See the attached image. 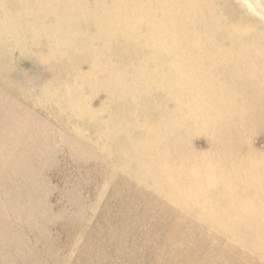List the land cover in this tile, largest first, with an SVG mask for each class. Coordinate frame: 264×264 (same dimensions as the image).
I'll return each mask as SVG.
<instances>
[{"label":"rangeland","instance_id":"1","mask_svg":"<svg viewBox=\"0 0 264 264\" xmlns=\"http://www.w3.org/2000/svg\"><path fill=\"white\" fill-rule=\"evenodd\" d=\"M32 1L0 0V264H264V0Z\"/></svg>","mask_w":264,"mask_h":264},{"label":"bare ground","instance_id":"2","mask_svg":"<svg viewBox=\"0 0 264 264\" xmlns=\"http://www.w3.org/2000/svg\"><path fill=\"white\" fill-rule=\"evenodd\" d=\"M39 1H40V0H34V2L32 1L30 4H31L32 7H33V5L38 4ZM89 1H90V0H89ZM91 1H92V0H91ZM112 1L115 2L116 0H115V1L112 0ZM117 1H119V0H117ZM147 1H148V0H147ZM155 1H156V0H155ZM159 1H160V0H159ZM171 1H173V0H171ZM184 1H185V0H184ZM189 1H191V0H188V2H189ZM201 1H202V0H201ZM63 2L66 3L67 1H66V0H63ZM106 2H108V1L106 0ZM153 2H154V1H153ZM188 2H187V3H188ZM197 2H200V0H198ZM207 2H208V1H207ZM209 2H210V1H209ZM110 3H111V2H110ZM125 3H126V2H125ZM140 3H141V2H140ZM149 3H150V2H149ZM185 3H186V2H185ZM191 3H193V2H191ZM194 3H195V2H194ZM202 3H203V2H202ZM115 4H117V2H115ZM115 4H113V5H115ZM137 4H138V2H137ZM151 4H152V3H151ZM154 4H156V3H154ZM182 4H184V2H183ZM204 4H206V3H204ZM140 5H141V4H140ZM148 5H149V4H148ZM160 5H162V4H160ZM188 5H189V4H188ZM188 5H185V6L188 7ZM206 5H207V4H206ZM212 5H213V4H212ZM110 6H111V5H110ZM138 6H139V5H138ZM150 6H151V5H150ZM152 6H153V5H152ZM152 6H151V7H152ZM154 6H155V5H154ZM154 6H153L152 8H154ZM180 6H182V5L180 4ZM189 6H190V5H189ZM197 6H198V5H197ZM197 6H196V7H197ZM200 6H201V5H200ZM202 6H203V5H202ZM214 6H216V5H214ZM120 7H121V6H120ZM169 7H172V6H169ZM176 7H178V6H176ZM191 7L193 8V7H195V6L192 4ZM34 8H35V7H34ZM142 8H143V5H142ZM148 8H149V7H148ZM180 8H181V7H180ZM198 8H200V7H198ZM214 8H215V7H214ZM216 8H217V7H216ZM216 8H215V9H216ZM52 9H53V8H52ZM88 9H89V8H88ZM131 9H132V8H131ZM137 9H138V8H137ZM186 9H187V8H186ZM206 9H208V8L206 7ZM217 9H219V8H217ZM84 10H85V9H84ZM107 10H108V9H107ZM110 10H111V8H110ZM146 10H148V12H149V9H146ZM154 10H155V9H154ZM163 10H164V8H163ZM188 10H189V9H188ZM188 10H187V11H188ZM221 10H222V9H221ZM46 11H47V10H46ZM46 11H45V12H46ZM64 11L67 12V13H69V14H71V15L73 14V12H72L70 9H65ZM100 11H101V10H100ZM131 11H132V10H131ZM159 11H160V10H159ZM164 11H165V10H164ZM175 11H176V10H175ZM175 11H174V12H175ZM177 11H179V10H177ZM190 11L192 12V10H190ZM194 11H195V10H194ZM196 11H199V10L197 9ZM203 11H204V10H203ZM209 11H210V9H209ZM146 12H147V11H146ZM162 12H163V11H162ZM180 12H181V11H180ZM180 12H179V13H180ZM184 12H185V10H184ZM211 12H213V11H211ZM99 13H100V12H99ZM102 13H103V11H102ZM102 13H100V14H102ZM155 13H156V12H155ZM155 13H154V15H155ZM166 13H167V12H166ZM179 13L176 12V15L179 14ZM198 13H200V11H199ZM127 14H128V13H126L125 16H127ZM131 14L133 15V13H131ZM162 14H163V13H162ZM164 14H165V12H164ZM172 14H173V13H172V10H171V15H172ZM181 14H182V13H181ZM191 14H193V13H191ZM191 14H190V15H191ZM204 14H205V12H204ZM206 14H207V13H206ZM206 14H205V15H206ZM89 15H90V14H89ZM89 15H88V16H89ZM91 15H92V13H91ZM105 15H106V14H105ZM123 15H124V14H123ZM129 15H130V14H129ZM193 15H194V14H193ZM205 15H203V16H205ZM57 16H58V15H57ZM107 16H108V15H107ZM143 16H144V15H143ZM151 16H152V15H151ZM155 16H156V15H155ZM174 16H175V15H174ZM177 16H178V15H177ZM177 16H176V17H177ZM181 16H182V15H181ZM197 16L199 17V15H197ZM203 16H201V17H203ZM76 17H77V16H76ZM122 17H123V16H122ZM178 17H179V16H178ZM182 17H183V16H182ZM193 17H195V16H192V18H193ZM63 18H64V17H63ZM132 18H133V17H132ZM159 18H160V17H159ZM163 18H167V17L165 16V17H163ZM170 18H171V16H170ZM196 18H197V17H196ZM199 18H200V17H199ZM209 18H211V17H209ZM45 19H46V18H45ZM49 19H50V18H49ZM59 19H60V18H59ZM135 19H136V18H135ZM153 19H154V18H153ZM160 19H161V18H160ZM180 19H181V18H180ZM182 19L184 20V18H182ZM217 19H218V18H217ZM221 19H222V18L220 17V20H221ZM161 20H163V19H161ZM174 20H175V19H174ZM174 20H173V18H172V21H174ZM207 20H208V19H207ZM220 20H218V21H220ZM222 20H224V19H222ZM42 21H44L43 18H42ZM88 21H89V20H88ZM125 21L127 22L128 20H125ZM133 21H134V20H133ZM158 21H159V20H158ZM163 21L165 22V19H164ZM177 21H178V20H177ZM193 21H194V20H193ZM210 21H211V20H210ZM95 22L97 23V21H95ZM102 22H103V21H102ZM167 22H168V21H167ZM169 22H171V21L169 20ZM169 22H168V23H169ZM175 22H176V21H175ZM190 22H191V21H190ZM197 22H199V20H197ZM240 22H241V21H239V23H240ZM53 23H55V22H53ZM53 23H52V24H53ZM73 23L75 24L74 21H73ZM76 23H77V22H76ZM162 23H163V22H162ZM165 23H166V22H165ZM168 23H166L167 26L169 25ZM184 23H185V22H184ZM194 23H195V22H194ZM209 23H210V22H209ZM213 23H214V20H213ZM230 23H232V22H230ZM230 23H229V24H230ZM45 24H46V23H45ZM48 24H49V23H48ZM117 24H118V23H117ZM125 24H126V23H125ZM127 24H128V22H127ZM150 24H151V23H150ZM159 24H160V23H159ZM166 24H165V25H166ZM170 24H171V23H170ZM185 24H186V23H185ZM190 24H191V23H190ZM195 24H196V23H195ZM202 24H204V23H202ZM206 24H207V23H206ZM214 24H215V23H214ZM214 24H213V25H214ZM229 24H228V25H229ZM43 25H44V24H43ZM80 25H81V24H80ZM97 25H98V24H97ZM181 25H182V24H181ZM208 25H210V24H208ZM217 25H218V24H217ZM61 26H62V24H61ZM82 26H83V24H82ZM162 26H163V25H162ZM178 26H180L179 23H178ZM186 26H187V24H186ZM193 26H194V25H193ZM198 26H199V23H198ZM44 27H45V26H44ZM75 27H76V26H75ZM78 27H80V26H78ZM124 27H125V30H126V28H127L128 26H127V27L124 26ZM139 27H140V25H139ZM151 27H152V26H151ZM165 27H166V26H165ZM170 27H172V26L170 25ZM184 27H185V26H183V28H184ZM190 27H191V26H190ZM194 27H196V26H194ZM200 27H201V26H200ZM200 27H199V28H200ZM208 27H210V26H208ZM215 27H216V25H215ZM219 27H220V26H219ZM226 27H227V26H226ZM230 27H231V26H230ZM50 28H51V27H50ZM66 28H67V27H66ZM72 28H73V27H72ZM132 28H133V27H132ZM132 28H131V29H132ZM142 28H143V27H142ZM161 28H162V27H161ZM197 28H198V27H197ZM197 28H196L195 30H197ZM199 28H198V29H199ZM220 28H221V27H220ZM53 29H54V28H53ZM127 29H129V28H127ZM138 29H139V28H138ZM146 29H148V28L146 27ZM202 29H203V26H202ZM210 29H211V28H210ZM221 29H222V28H221ZM226 29H227V28H226ZM50 30H51V29H50ZM55 30H56V29H55ZM82 30H83V29H81V32H82ZM142 30H143V29H142ZM158 30H159V29H158ZM164 30H165V29H164ZM207 30H208V29H207ZM214 30H215V28H214ZM214 30H213V31H214ZM52 31H53V30H52ZM61 31H62V28H61ZM78 31H79V30H77V32H78ZM127 31H128V30H127ZM133 31H134V30H133ZM152 31H153V30H152ZM200 31H201V30H200ZM200 31L198 30V33H199ZM218 31H219V30H218ZM57 32H58V31H57ZM71 32H72V31H71ZM79 32H80V31H79ZM91 32H92V31H91ZM123 32H124V31H123ZM123 32H122V34H123ZM125 32H126V31H125ZM135 32H137V30H136ZM142 32H143V31H142ZM145 32H146V31H145ZM206 32H208V31H206ZM146 33H149V32H146ZM146 33H145V34H146ZM154 33H155V32H154ZM200 33H201V32H200ZM200 33H199V34H200ZM203 33L205 34L204 31H203ZM210 33H211V31L209 32V34H210ZM223 33H224V32H223ZM80 34H81V33H79V36H80ZM82 34H83V32H82ZM110 34H111V32H110ZM135 34L137 35V33H135ZM140 34H141V30H140ZM175 34H176V33H175ZM199 34H198V35H199ZM204 34H203V35H204ZM211 34H212V33H211ZM256 34H257V33H256ZM104 35H105V34H104ZM124 35H125V34H124ZM165 35H166V34H165ZM177 35H179V34H177ZM257 35H258V34H257ZM58 36H59V34H58ZM71 36H72V35H71ZM75 36H76V35H75ZM108 36H109V35H108ZM108 36H107V37H108ZM119 36H120V35H119ZM130 36H131V35H130ZM134 36H135V35H134ZM139 36H140V35H139ZM200 36H201V35H200ZM206 36H207V35H206ZM208 36H209V35H208ZM235 36H236V35H235ZM240 36H241V35H240ZM258 36H259V35H258ZM41 37H42V36H41ZM47 37H48V36H47ZM80 37H81V36H80ZM80 37H79V38H80ZM88 37H89V36H88ZM110 37H111V35H110ZM246 37H248V36H246ZM246 37H245V38H246ZM249 37H250V36H249ZM249 37H248V38H249ZM76 38L78 39V37H76ZM81 38H83V36H82ZM112 38H113V37H112ZM119 38H120V37H119ZM133 38H135V37H133ZM136 38H139V37L137 36ZM146 38H147V37H146ZM225 38H227V37H224V39H225ZM237 38H238V37H237ZM42 39H43V38H42ZM92 39H93V38H92ZM110 39H111V38H110ZM125 39H126V38H125ZM165 39H166V38H165ZM169 39H170V38H169ZM199 39H200V38H199ZM203 39L205 40V38H203ZM251 39H252V38H251ZM262 39H263V38H262ZM47 40H48V39H47ZM81 40H82V39H81ZM119 40H120V39H119ZM131 40H132V38H131ZM135 40H136V39H135ZM226 40H227V39L224 40V41H225V44H224V45H227V43L235 44V46H236V45H241V42H228V41H226ZM228 40H229V39H228ZM243 40H244V39H243ZM243 40H241V41H243ZM246 40H247V39H246ZM252 40H253V39H252ZM252 40H251V42H252ZM107 41H108V40H107ZM114 41H115V40H114ZM114 41H113V42H114ZM126 41H127V40H126ZM255 41H256V40H255ZM255 41H254V42H255ZM258 41H259V39H258ZM103 42H104V41H103ZM117 42H118V41H117ZM128 42H129V41H128ZM166 42H167V41H166ZM204 42H205V41H204ZM212 42H213V41H211V43H212ZM244 42H245V41H244ZM47 43H48V42H47ZM118 43H119V42H118ZM192 43L196 44L197 42H192ZM246 43H247V42H246ZM248 43H249V42H248ZM255 43H256V42H255ZM263 43H264V41H263ZM76 44H77V42H76ZM82 44H83V43H81V45H82ZM96 44H97V43H96ZM111 44H113V43H111ZM114 44H115V43H114ZM122 44H123V43H122ZM127 44H128V43H127ZM131 44H132V42H131ZM216 44H217V43H216ZM256 44H259V43H256ZM120 45H121V44H120ZM165 45H166V44H165ZM168 45H169V44H168ZM168 45L165 46L164 49H167ZM253 45H254V44H253ZM95 46H96V45H95ZM134 46H135V45H134ZM134 46H133V47H134ZM137 46H138V45H137ZM205 46H206V45H205ZM243 46H244V45H243ZM249 46H250V45H249ZM79 47H80V45H79ZM127 47H128V46H127ZM207 47H208V46H207ZM252 47H253V46H252ZM252 47H251V48H252ZM114 48H115V47H114ZM119 48H120V47H119ZM148 48H150V47H148ZM171 48H172V47H171ZM210 48H211V44H210ZM238 48H239V47H238ZM249 48H250V47H249ZM253 48H254V47H253ZM150 49H151V48H150ZM219 49H220V48H219ZM112 50H113V49H112ZM171 50H172V49H171ZM198 50H199V49H198ZM202 50H203V49H202ZM206 50H207V49H206ZM213 50H214V49H213ZM135 51H136V50H135ZM199 51H200V50H199ZM220 51H221V50H220ZM247 51H248V49H247ZM203 52H204V51H203ZM244 52H245V51H244ZM78 53H79V52H78ZM93 53H94V51H93ZM133 53H134V52H133ZM135 53H136V52H135ZM170 53H171V52H170ZM170 53H169V54H170ZM209 53H210V52H209ZM222 53H224V52H222ZM226 53H227V52H226ZM229 53H230V52H229ZM236 53H238L239 56H238L237 58H235V59H232V61H230L233 65H235V69L233 70V68H232L231 70H233V71H231V72H235L236 74H237L238 72H242V73H248V74H250L251 71L253 70V69H252L253 66L250 67V66L247 65L248 59L244 56V54H243L242 51H238V52L236 51ZM245 53H246V52H245ZM259 53H260V51H259ZM104 54H105V53H104ZM156 54H157V53H156ZM205 54H207V53L205 52ZM205 54H204V55H205ZM212 54L214 55V53H212ZM246 54H247V53H246ZM246 54H245V55H246ZM122 55H123V54H122ZM142 55H143V54H142ZM142 55H141V56H142ZM149 55H150V54H149ZM157 55H158V54H157ZM167 55H168V54H167ZM208 55H209V54H208ZM208 55H207V56H208ZM224 55H225V57H226V54H224ZM227 55H228V54H227ZM250 55H251V54H250ZM141 56H140V57H141ZM154 56H155V54H154ZM229 56H231V54H230ZM248 56H249V55H248ZM99 57H100V56H99ZM138 57H139V56H138ZM143 57H144V56H143ZM152 57H153V55H152ZM152 57H151L150 59H152ZM210 57H211V56H210ZM212 57H213V56H212ZM251 57H252V56H250V58H251ZM112 58H113V57H112ZM141 58H142V57H141ZM169 58H170V57H169ZM143 59H145V57H144ZM161 59H162V58H161ZM200 59H201V57H200ZM214 59H215V58H213V60H214ZM227 59H228V58L226 57V60H227ZM123 60H124V59H123ZM138 60L141 61L140 58H139ZM155 60H156V59H155ZM159 60H160V59H159ZM202 60H203V59H202ZM205 60H206V59H205ZM226 60H225V63H226ZM112 61H114V59H112ZM170 61H171V60H170ZM221 61H222V59H221ZM228 61H229V60H228ZM228 61H227V62H228ZM252 61H253V60H252ZM114 62H115V61H114ZM137 62H138V61H137ZM142 62H144V61L142 60ZM142 62H141V63H142ZM151 62H152V60H151ZM171 62H172V61H171ZM208 62H210V60H209ZM208 62H207V63H208ZM223 62H224V61H223ZM230 62H229V63H230ZM134 63H135V62H134ZM138 63H139V62H138ZM138 63H136V64H138ZM175 63H176V62H175ZM175 63H174V64H175ZM205 63H206V62H205ZM217 63H219V62H217ZM229 63H228V65H229ZM231 63H230V64H231ZM133 65H134V64H133ZM139 65H140V64H139ZM208 65H210V64H208ZM223 65H226V64H223ZM228 65H227V66H228ZM251 65H252V64H251ZM85 66H86V65H85ZM118 66H121V64H119ZM142 66H143V63H142ZM142 66H141V67H142ZM163 66H165V65H163ZM218 66H219V65H218ZM220 66H221V68H222V65H220ZM220 66H219V67H220ZM126 67H127V66H126ZM146 67H147V66H146ZM146 67H145V68H146ZM185 67H186V66H185ZM223 67H224V66H223ZM228 67H229V66H228ZM230 67H233V66L230 65ZM230 67H229V69H230ZM115 68H116V67H115ZM130 68H131V67H130ZM138 68H139V67H138ZM192 68H193V67H192ZM192 68H191V69H192ZM194 68H195V67H194ZM117 69H119V68H117ZM122 69H123V68H122ZM128 69H129V68H128ZM140 69H141V68H140ZM173 69H174V68H173ZM176 69H177V68H176ZM260 69H261V68H260ZM91 70H92V69H91ZM124 70H125V69H124ZM135 70H136V69H135ZM169 70H170V69H169ZM223 70H226V69L223 68ZM262 70H263V69H262ZM120 71H121V70H120ZM129 71H130V70H129ZM140 71H141V70H140ZM140 71H139V72H140ZM174 71H175V70H174ZM226 71H227V70H226ZM226 71L221 72L222 75L225 76V78H226V76H230V75H232L231 72H226ZM117 72H119V71H117ZM195 72H196V71H195ZM218 72H220V69H219ZM95 73H96V72H95ZM121 73H123V70H122ZM130 73H131V72H130ZM134 73H135V72H134ZM168 73H169V72H168ZM173 73H174L175 75L181 77L182 80L184 79V77H182V75H183V76H186V73L183 72V71H178V70H176V71L173 72ZM102 74H103V73H102ZM144 74H145V73H144ZM144 74H143V75H144ZM146 74H147V73H146ZM174 74H173V75H174ZM236 74H235L233 77H235ZM107 75H109V74H107ZM150 75H151V74H150ZM169 76H170V75H169ZM238 76H239V75H238ZM109 77H110V76H109ZM126 77H127V76H126ZM191 77H192V76H191ZM231 77H232V76H231ZM261 77H262V76H261ZM221 78H222V77H221ZM223 78H224V77H223ZM235 78H236V77H235ZM237 78H239V77H237ZM237 78H236V79H237ZM120 80H121V79H119V81H120ZM134 80H135V79H134ZM136 80H137V79H136ZM144 80H145V79H144ZM154 80H155V79H154ZM170 80H171V79H170ZM170 80H169V81H170ZM175 80H176V79H175ZM213 80H215V79H213ZM115 81H116V80H115ZM121 81H122V80H121ZM121 81H120V82H121ZM116 82H117V81H116ZM123 82H124V81H122V83H123ZM144 82H145V81H144ZM161 82H163V80H162ZM148 83H149V82H148ZM165 83H166V82H165ZM126 84H127V83H126ZM176 84H177V83H176ZM111 85H112V84H111ZM119 85H120V83H119ZM128 85H129V84H128ZM134 85H135V84H134ZM137 85H138V84H137ZM143 85H144V84H143ZM145 86H146V85H145ZM152 86H154V85L152 84ZM180 86H181V85H180ZM101 87H102V86H101ZM115 87H117V86H115ZM135 87H136V85H135ZM138 87H139V86H138ZM142 87H143V86H142ZM182 87H183V86H181V88H182ZM196 87H198V86L196 85ZM196 87H195V88H196ZM98 88H99V87H98ZM103 88H104V86H103ZM103 88H102V89H103ZM132 88H133V86H132ZM136 88H137V87H136ZM156 88H157V87H156ZM156 88H154V89H156ZM165 88H166V87H165ZM175 88H176V87H175ZM123 89H124V88H123ZM140 89H141V88H140ZM144 89H145V88H144ZM193 89H194V87H193ZM259 89H260L261 91H264V85H261V86L259 87ZM105 90H106V89H105ZM162 90H163V88H162ZM165 90H166V89H165ZM185 90H186V89H185ZM89 91H90V90H89ZM141 91H142V90H141ZM167 91H168V90H167ZM175 91H176V90H175ZM97 92H98V91H97ZM123 92H124V91H123ZM131 92H132V91H131ZM138 92H139V91H138ZM163 92H164V91H163ZM126 93H127V92H126ZM132 93H134V92H132ZM139 93H140V92H139ZM156 93H157V92H156ZM160 93H161V92H160ZM99 94H100V93H99ZM101 94H102V93H101ZM104 94H106V93H104ZM134 94H136V93H134ZM145 94H146V93H145ZM73 95H74V94H73ZM102 95H103V94H102ZM123 95H124V94H123ZM143 95H144V93H143ZM167 95H168V94H167ZM105 96H107V95H105ZM132 96H133V94H132ZM134 96H135V95H134ZM144 96H145V95H144ZM155 97L157 98L156 94H155ZM168 97H169V96H168ZM126 98H127V97H126ZM126 98H125V99H126ZM123 99H124V98H123ZM123 99H122V101H124ZM142 99H143V98H142ZM105 100H106V98H105ZM114 101H115V100H114ZM114 101H113V102H114ZM126 101H127V100H126ZM102 102H104V101H102ZM111 102H112V101H111ZM145 102H146V99H145ZM100 103H101V102H100ZM114 103H116V102H114ZM125 103H126V102H125ZM142 103H143V101H142ZM112 104H113V103H112ZM126 104H127V106H128V103H126ZM146 104H147V103H146ZM168 104H169V103H168ZM108 105H109V103H108ZM113 105H114V104H113ZM147 105H149V104H147ZM170 105H171V104H170ZM106 106H107V104H106ZM145 106H146V105H145ZM116 107H117V106H116ZM146 107H147V106H146ZM117 108H118V107H117ZM124 108H127V107L124 106ZM147 108H148V107H147ZM114 109H115V108H114ZM122 109H123V108H122ZM128 109H129V108H128ZM139 109H140V108H139ZM111 110H112V109H111ZM114 111H115V110H114ZM128 111H129V110H128ZM134 111H135V110H134ZM88 112H89V111H88ZM105 112H106V111H105ZM110 112H111V111H110ZM112 112H113V111H112ZM126 113H128L127 110H126ZM133 113H134V112H133ZM115 115H116V114H115ZM123 115H124V114H123ZM123 115H122V117H123ZM130 116H131V114H130ZM105 117H106V116H105ZM124 117H125V116H124ZM124 117H123V118H124ZM88 118H89V117H88ZM88 118H87V119H88ZM123 118H122V119H123ZM129 118H130V117H129ZM108 121H109V119H108ZM123 121H124V120H123ZM87 122H88V121H87ZM91 122H92V121H91ZM111 122H112V121H111ZM143 122H144V119H143L142 123H143ZM144 124H145V123H144ZM149 124H150V123H149ZM149 124H148V125H149ZM107 125H108V123H107ZM146 125H147V123H146ZM115 126H118V125L115 124ZM147 127H148V126H147ZM102 133H103V132H102ZM104 135H105V134H104ZM104 137H105V136H104ZM113 139H114V138H113ZM124 139H125V138H124ZM133 140L135 141V139H133ZM133 140H132V141H133ZM113 143H114V142H113ZM104 144H105V142H104ZM121 145H125V146H126V145H127L126 140H118V142H117V146H121ZM112 147H113V146H112ZM114 148H116V147H114ZM118 148H119V147H118ZM127 149L129 150V148L126 147V148H124V149H121V151L123 150V151L125 152ZM119 150H120V149H119ZM128 150L126 151V153L128 152ZM127 157H128V156H127ZM245 235H246V234H245ZM245 237H246V236H245ZM248 237H249V236H248ZM243 238H244V236H243ZM248 239H249V238H248ZM256 239H257L258 243H259L261 246H264V236L261 237L260 239H259V238H256ZM249 243H250V242H249ZM253 247H254V246H253ZM245 250H246V249H245ZM247 252H248V251H247Z\"/></svg>","mask_w":264,"mask_h":264}]
</instances>
